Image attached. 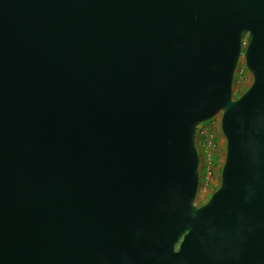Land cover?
<instances>
[{"label": "water", "instance_id": "water-1", "mask_svg": "<svg viewBox=\"0 0 264 264\" xmlns=\"http://www.w3.org/2000/svg\"><path fill=\"white\" fill-rule=\"evenodd\" d=\"M0 264H264V0H0Z\"/></svg>", "mask_w": 264, "mask_h": 264}, {"label": "rangeland", "instance_id": "rangeland-1", "mask_svg": "<svg viewBox=\"0 0 264 264\" xmlns=\"http://www.w3.org/2000/svg\"><path fill=\"white\" fill-rule=\"evenodd\" d=\"M244 67H246V65L244 62V58H242L235 75L236 95L247 89L253 79L252 74L249 70L244 71L245 74L243 73L241 69H244ZM197 147L202 159L200 165L201 175L203 176V172L205 170V161L208 153H211L212 155V163L216 172V176L212 181V184L210 185L212 186L211 189L203 181H200L199 193L196 198V202L197 204H201L205 201V198H209L212 191L220 184V173L226 152V139L220 127V115H217L216 117L207 120L202 124L197 137Z\"/></svg>", "mask_w": 264, "mask_h": 264}, {"label": "built area", "instance_id": "built-area-1", "mask_svg": "<svg viewBox=\"0 0 264 264\" xmlns=\"http://www.w3.org/2000/svg\"><path fill=\"white\" fill-rule=\"evenodd\" d=\"M241 70L244 73V71H246V70L248 71L249 69L247 67H244V69H241ZM212 160H213V158H212L211 153H208L206 161H205V170L203 172V176L201 175V182L203 181L206 185H208L210 187V189L212 187L210 185L212 184V181L214 180V178L216 176V172L214 170Z\"/></svg>", "mask_w": 264, "mask_h": 264}, {"label": "flooded vegetation", "instance_id": "flooded-vegetation-1", "mask_svg": "<svg viewBox=\"0 0 264 264\" xmlns=\"http://www.w3.org/2000/svg\"><path fill=\"white\" fill-rule=\"evenodd\" d=\"M239 64H240V63H239ZM201 161H202V159H201ZM200 178H201V173H200ZM200 181H201V180H200ZM207 198H208V197H207ZM207 198H205V201H206ZM205 201H204V202H205ZM204 202H203V203H204ZM201 204H202V203H201Z\"/></svg>", "mask_w": 264, "mask_h": 264}]
</instances>
